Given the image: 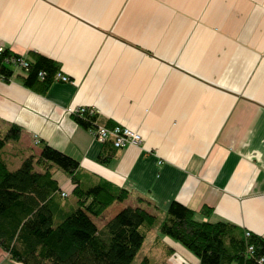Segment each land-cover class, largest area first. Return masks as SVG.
<instances>
[{
    "label": "crops",
    "instance_id": "crops-1",
    "mask_svg": "<svg viewBox=\"0 0 264 264\" xmlns=\"http://www.w3.org/2000/svg\"><path fill=\"white\" fill-rule=\"evenodd\" d=\"M0 45L44 55L69 77L34 87L19 68L0 77V134L10 123L22 129L0 150L9 169L47 143L78 161L80 186L127 190L93 216L97 226L125 205L159 220L175 199L264 237V0H0ZM78 106L96 110L93 123L127 125L141 140H96L65 110ZM47 164L35 169L48 166L59 207L70 210L76 183ZM152 230L151 260L170 264L178 253L199 262L157 223L141 248ZM0 264L23 263L0 246Z\"/></svg>",
    "mask_w": 264,
    "mask_h": 264
},
{
    "label": "trees",
    "instance_id": "trees-1",
    "mask_svg": "<svg viewBox=\"0 0 264 264\" xmlns=\"http://www.w3.org/2000/svg\"><path fill=\"white\" fill-rule=\"evenodd\" d=\"M0 52V77L8 80L16 68L28 87L46 85L57 69L48 57L35 54L27 68L16 66L6 57L17 55L4 47ZM44 71L43 77L38 75ZM84 127L95 114H73ZM21 127L10 123L0 134V150L8 140L18 139ZM49 162L70 174L76 183V205L62 210L56 197L57 182L48 166L35 169L38 162ZM78 161L47 143L38 156L25 157L18 167L9 169L0 155V246L23 264H130L140 250L147 229L155 223L159 231L181 243L199 258L197 264H264V237L225 219L210 216L212 208L203 205L198 212L173 199L164 216L141 205H125L97 226L94 217L114 200L127 197L126 189L104 183L79 185ZM143 201V199H139ZM251 246V248H249ZM262 259V260H261ZM137 264H161L144 255Z\"/></svg>",
    "mask_w": 264,
    "mask_h": 264
},
{
    "label": "built area",
    "instance_id": "built-area-1",
    "mask_svg": "<svg viewBox=\"0 0 264 264\" xmlns=\"http://www.w3.org/2000/svg\"><path fill=\"white\" fill-rule=\"evenodd\" d=\"M0 45V52L2 50ZM17 55H11L6 57V60L11 62L16 66H22L27 68L29 65L28 60L25 55L16 53ZM44 71H39L38 75L43 77ZM53 78L57 80H69V77L63 74L61 71L57 70L53 74ZM69 114H78L83 115L84 113H89L90 115L96 114V110L93 107L78 106V107H69L65 109ZM87 128L90 129L91 133L94 135L95 139L98 141H110L115 147H123L129 143H138L141 140V134L131 127L122 124H115L112 126L92 123ZM249 231H246L248 234ZM251 248V246H249ZM262 260V259H261Z\"/></svg>",
    "mask_w": 264,
    "mask_h": 264
},
{
    "label": "rangeland",
    "instance_id": "rangeland-1",
    "mask_svg": "<svg viewBox=\"0 0 264 264\" xmlns=\"http://www.w3.org/2000/svg\"><path fill=\"white\" fill-rule=\"evenodd\" d=\"M154 230V229H153ZM151 231L148 235V239L147 241L145 242V246H144V249L141 248L140 250H138V252L136 253L134 259L132 260V262L130 264H137L138 261L140 260V258L145 254L144 252H147V249L150 248L148 247V242L151 240V237H153L154 235V231ZM160 232V231H159ZM161 233V232H160ZM162 234V233H161ZM164 235V234H163ZM168 236V235H167ZM149 251L152 253H154L155 250H153L152 248L149 249ZM149 253V252H147ZM157 253V252H156ZM167 262L170 263V264H186V260L185 259H182L179 257L178 253H175V254H172V255H169L167 257Z\"/></svg>",
    "mask_w": 264,
    "mask_h": 264
}]
</instances>
